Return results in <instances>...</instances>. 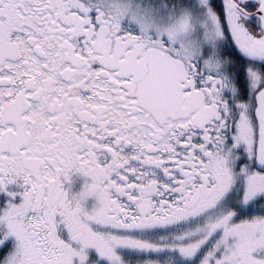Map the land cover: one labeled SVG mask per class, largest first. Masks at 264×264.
I'll list each match as a JSON object with an SVG mask.
<instances>
[{
  "label": "snow or ice",
  "instance_id": "6c2138e0",
  "mask_svg": "<svg viewBox=\"0 0 264 264\" xmlns=\"http://www.w3.org/2000/svg\"><path fill=\"white\" fill-rule=\"evenodd\" d=\"M0 264H264V0H0Z\"/></svg>",
  "mask_w": 264,
  "mask_h": 264
}]
</instances>
